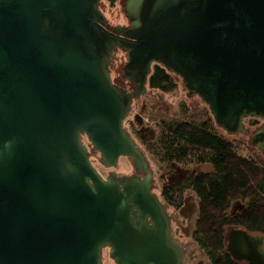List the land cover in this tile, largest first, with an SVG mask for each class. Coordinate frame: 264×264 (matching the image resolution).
<instances>
[{
  "label": "water",
  "instance_id": "1",
  "mask_svg": "<svg viewBox=\"0 0 264 264\" xmlns=\"http://www.w3.org/2000/svg\"><path fill=\"white\" fill-rule=\"evenodd\" d=\"M100 2L0 0V264H104L105 249L114 264H187L125 128L154 63L226 134L262 120L248 143L264 155V0H126L129 25L112 31ZM119 50L134 90L113 81ZM95 152L135 172L104 178ZM226 242L234 259L264 264L262 235L232 228Z\"/></svg>",
  "mask_w": 264,
  "mask_h": 264
},
{
  "label": "trees",
  "instance_id": "2",
  "mask_svg": "<svg viewBox=\"0 0 264 264\" xmlns=\"http://www.w3.org/2000/svg\"><path fill=\"white\" fill-rule=\"evenodd\" d=\"M178 79L154 63L147 85L150 90L170 92L177 88ZM188 110L185 107L178 118L153 116L159 133L155 141L145 142V147L168 165L188 169L206 164L211 170L163 184V202L180 209L186 192L197 197L191 237L203 257L198 264H244L228 253L226 236L230 229L239 228L264 237V162L245 152L246 139L259 129L262 120L246 118V132L230 136L215 125L208 109L199 114Z\"/></svg>",
  "mask_w": 264,
  "mask_h": 264
},
{
  "label": "rangeland",
  "instance_id": "3",
  "mask_svg": "<svg viewBox=\"0 0 264 264\" xmlns=\"http://www.w3.org/2000/svg\"><path fill=\"white\" fill-rule=\"evenodd\" d=\"M125 1L126 0H115L112 7L108 2L104 3L105 6H101V10L105 14V18L108 19L110 24H127V19L124 12ZM126 59L127 56L125 52L117 51L112 60L111 75L115 79V81H118V84L121 83L120 81L124 80L121 76L122 67L125 64ZM177 82L178 85L174 91H157L162 98L161 100L144 96L143 100L145 106L141 109V106L138 107L137 104L133 105L132 112L125 122V128L130 132L139 147L143 150L150 163L155 178L154 192L161 198L162 201L163 199L161 196V188L163 184H170L172 182L182 180L187 175L193 172H207L211 170V167L206 164L192 166L188 169L182 168L176 164L168 165L167 163L160 161L157 156L151 154L145 147V142L155 141L159 133V127L155 120H153V116L164 118H178L180 117L181 112H183V109H185V107L189 109V113L194 112L197 114H199L200 112L202 113L203 110L206 111V109H208L207 105L203 103L199 97L194 98L192 96V99H190L187 96L188 91L183 86L182 81L178 79ZM246 140H248V138ZM84 142L91 152V150L93 149L91 144L86 138ZM246 148V153L255 154L264 162V155L260 150L249 145L248 142ZM99 158V154L95 152L94 154H92L91 161L104 178L109 174V172L112 171H114L118 175H129L134 172L131 161L126 157H120L118 166L115 169L104 167L99 162ZM186 197L192 198L194 203L196 204L197 197L192 192H186L184 200ZM235 205L236 204L232 206V209L236 211L238 210V207ZM168 212L171 215H175L180 220V223H182V225H178L180 228L178 230L179 232H176V237L174 236V234L173 236L188 250L189 254L187 257V264H198L200 260H203V257L191 237L192 230L194 228L195 215L192 217L191 221L187 223L186 221H184V215L180 214L179 209L168 205ZM103 261L104 264H114V262L109 258L108 249L104 250Z\"/></svg>",
  "mask_w": 264,
  "mask_h": 264
},
{
  "label": "flooded vegetation",
  "instance_id": "4",
  "mask_svg": "<svg viewBox=\"0 0 264 264\" xmlns=\"http://www.w3.org/2000/svg\"><path fill=\"white\" fill-rule=\"evenodd\" d=\"M115 2V0H101V2H100V8H101V6L102 5H104V3H106V2H108L109 4H110V6L112 7V5L114 4V2ZM125 17H126V14H125ZM126 19H127V17H126ZM129 25V22H128V19H127V24H114V25H112V24H110L109 23V21H108V19H106V28L109 30V31H112L114 28H116V27H127ZM119 51H121V50H119ZM125 80V79H124ZM125 81H127V80H125ZM117 85H119L120 87H123V88H125V89H127L128 91H131V90H134L135 89V85H131L128 81L127 82H124V83H122V84H118V83H116ZM188 93V92H187ZM156 92L154 91V90H150L149 88H148V85H146V92H145V94H143V95H141L138 99H136L134 102H133V105H136L137 104V106L138 107H140L141 109L145 106V104H144V96H148V97H150V98H154L155 96H156ZM194 98H198L197 96H193ZM85 140V139H84ZM133 167V166H132ZM135 172V171H134ZM133 172V173H134ZM194 173V172H193ZM141 176H144L145 175V173L144 172H142L141 174H140ZM188 176V175H187ZM186 176V177H187ZM185 177V178H186ZM184 178V179H185ZM184 179H182V180H184ZM180 181V180H179ZM162 187H163V185H162ZM188 192H190V191H188ZM183 206H186V207H188L189 206V209L188 210H186V214L183 216L184 217V221H186L187 223H189L190 221H191V219H192V217L195 215V210H194V208H196L197 207V202H196V204L194 203V201H193V199L192 198H185V200H184V204H183ZM193 209V210H192ZM178 225H182V223H180V220L175 216V215H173V220H172V230H173V234H174V236L176 237V232H179L178 230H179V226Z\"/></svg>",
  "mask_w": 264,
  "mask_h": 264
}]
</instances>
